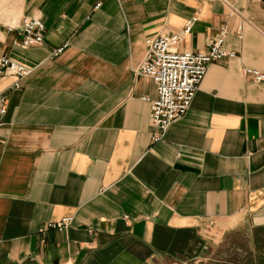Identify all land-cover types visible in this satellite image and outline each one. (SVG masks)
<instances>
[{"label":"crops","instance_id":"crops-1","mask_svg":"<svg viewBox=\"0 0 264 264\" xmlns=\"http://www.w3.org/2000/svg\"><path fill=\"white\" fill-rule=\"evenodd\" d=\"M185 21L173 51L219 29L226 56L149 140L131 71ZM0 57L25 70L0 77V264H191L234 233L264 264V82L240 72L264 76V0H0Z\"/></svg>","mask_w":264,"mask_h":264},{"label":"built area","instance_id":"built-area-1","mask_svg":"<svg viewBox=\"0 0 264 264\" xmlns=\"http://www.w3.org/2000/svg\"><path fill=\"white\" fill-rule=\"evenodd\" d=\"M261 1V0H254ZM94 3L90 8L94 7ZM187 21L183 22L175 33L164 36H153L143 42L138 61L132 69V74L147 80L151 97L140 98L145 105V121L151 129L149 140L163 129V127L178 117L183 111L189 94L199 80L205 64L226 56L219 49L221 31L215 30L201 52L187 53L173 51L171 46L186 30ZM16 47L23 48L36 45L39 41L40 26L33 18H19L16 27ZM57 52L54 48L49 52ZM251 83L264 82V76L252 70H241ZM25 70L20 66L0 57V77H11L8 86L14 87V80L22 76ZM2 99L0 97V114ZM64 222L59 218L44 226L56 229Z\"/></svg>","mask_w":264,"mask_h":264},{"label":"rangeland","instance_id":"rangeland-1","mask_svg":"<svg viewBox=\"0 0 264 264\" xmlns=\"http://www.w3.org/2000/svg\"><path fill=\"white\" fill-rule=\"evenodd\" d=\"M236 234L226 236L221 243L210 247L207 255L191 264H246L248 257L241 256V251L247 245L243 242L242 236L238 237Z\"/></svg>","mask_w":264,"mask_h":264}]
</instances>
